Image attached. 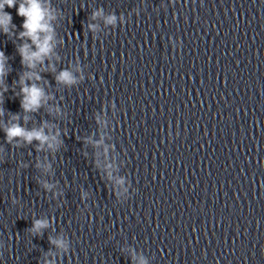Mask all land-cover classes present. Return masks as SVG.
Returning a JSON list of instances; mask_svg holds the SVG:
<instances>
[{
    "label": "clouds",
    "instance_id": "obj_1",
    "mask_svg": "<svg viewBox=\"0 0 264 264\" xmlns=\"http://www.w3.org/2000/svg\"><path fill=\"white\" fill-rule=\"evenodd\" d=\"M5 5L9 8H12L16 5V0H0V10H3ZM17 15L23 18L22 27L23 32L20 33L21 37H29L32 45H35V50H31L30 46L25 44L18 52L21 57V64L23 67L35 68L37 62L44 63L45 57L49 56L53 50V45L51 43L53 36L51 35L52 28L45 20V13L42 6V0H24L23 3L19 5L16 9ZM51 19V17H49ZM114 18L109 20V23H112ZM12 22V15L9 12H3L0 15V25H3V34L8 35L9 29L8 25ZM13 28L16 25H12ZM90 28L93 26H89ZM64 42V39H63ZM8 58L5 57L4 52L0 51V77L8 76L9 73L5 71L4 61ZM31 79L32 76H35L37 80L41 77L35 73L27 72L24 73ZM57 83H63L67 86H71L76 82L74 74L67 70L62 69L54 77ZM24 86L21 87V97H20V107L25 111H36L42 107V101L45 97V91L43 88L38 87L35 84H26L21 81ZM9 88L6 85L4 92H8ZM3 95V93H0ZM3 113L0 112V115ZM5 137L8 143L14 138H22L25 142L31 143L34 139L40 141L41 143L47 142L49 137L44 135L43 130H27L20 126L19 123H14L10 127H5ZM53 140L55 137L52 138ZM51 146V145H50ZM47 221H41L34 219L32 222V228L37 232L39 229L46 227ZM57 243L58 245L62 244L59 241H50Z\"/></svg>",
    "mask_w": 264,
    "mask_h": 264
}]
</instances>
